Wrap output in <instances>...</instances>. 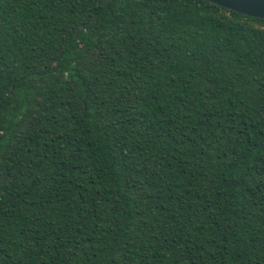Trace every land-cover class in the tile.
Listing matches in <instances>:
<instances>
[{
    "label": "trees",
    "instance_id": "obj_1",
    "mask_svg": "<svg viewBox=\"0 0 264 264\" xmlns=\"http://www.w3.org/2000/svg\"><path fill=\"white\" fill-rule=\"evenodd\" d=\"M0 156V264H264V18L0 0Z\"/></svg>",
    "mask_w": 264,
    "mask_h": 264
},
{
    "label": "water",
    "instance_id": "obj_2",
    "mask_svg": "<svg viewBox=\"0 0 264 264\" xmlns=\"http://www.w3.org/2000/svg\"><path fill=\"white\" fill-rule=\"evenodd\" d=\"M245 15L264 18V0H207ZM86 108V106H84ZM2 156H0V163Z\"/></svg>",
    "mask_w": 264,
    "mask_h": 264
}]
</instances>
